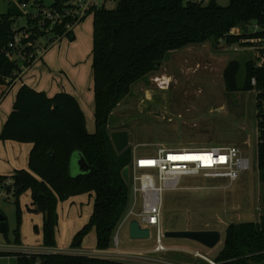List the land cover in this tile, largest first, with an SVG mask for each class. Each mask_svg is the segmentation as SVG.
Here are the masks:
<instances>
[{"label": "trees", "instance_id": "obj_1", "mask_svg": "<svg viewBox=\"0 0 264 264\" xmlns=\"http://www.w3.org/2000/svg\"><path fill=\"white\" fill-rule=\"evenodd\" d=\"M26 3L28 0H17ZM70 0H53L49 7L61 8ZM37 6H43L36 1ZM20 9L0 14V85L9 87L22 69L18 60L7 55L8 43L24 27L16 23ZM92 22V73L95 131L85 129L84 116L76 99L65 92L48 97L22 84L2 128L1 140L31 143L28 169L13 174L17 183L16 226L13 242L21 243V210L19 197L30 192V212L41 213V241L47 248L56 246L57 204L69 197L93 193L92 212L88 221L70 241L71 249H79L84 237L93 229L95 247L109 249L114 231L129 201V186L121 176L130 167L131 150L115 151L110 139L108 120L112 109L130 94L131 86L158 68L171 51L208 40L230 46L249 45L242 40L264 37V0H229L220 6L216 0L207 4L185 0H118L113 8L92 7L87 15ZM24 16V15H23ZM31 40L45 46L56 38L73 40L72 31L62 25L49 33L40 29L37 20L24 16ZM82 20V19H81ZM258 25L259 31H244L243 26ZM239 27V34H231ZM262 29V30H260ZM243 42V43H241ZM264 48L257 59L244 62V78L238 84L240 63L231 60L222 78L227 92L254 91L256 99L257 168L262 184L264 207ZM25 66L31 63L25 61ZM120 130V129H119ZM114 131V130H112ZM79 152L89 171L72 176L69 172L72 155ZM33 230L37 233L38 227ZM3 232V234H5ZM15 256L16 264H128L124 262L66 253L0 252V258ZM216 264H264V214L256 221L230 223L224 230L222 244L211 258ZM195 264H208L199 259Z\"/></svg>", "mask_w": 264, "mask_h": 264}, {"label": "rangeland", "instance_id": "obj_2", "mask_svg": "<svg viewBox=\"0 0 264 264\" xmlns=\"http://www.w3.org/2000/svg\"><path fill=\"white\" fill-rule=\"evenodd\" d=\"M36 1L41 2L43 7L53 2L28 0L26 3L32 8L39 5ZM187 1L202 2L204 5L209 2L185 0ZM115 3L116 1H107L104 6L113 8ZM216 3L226 6L229 0H216ZM19 5L17 0H0V14L14 12L20 9ZM16 23L24 27L17 33L25 38L31 35L23 15L19 14ZM242 41L250 44L225 46L208 40L168 52L157 69L131 86L130 94L112 109L108 120L110 131L121 129L128 132L127 147L131 150V157L135 154L155 155L158 144L171 148L233 145L248 157L249 169L242 172L230 187L225 188V182L221 179L189 175L181 177L178 189L163 193L162 222L165 229L218 230L221 236L220 242L213 249L191 240L176 238H165V245L170 247L185 244L200 250L203 252L200 254L210 260L219 250L228 224L256 221L264 214L263 189L257 168L255 92H227L222 78L227 63L237 60L240 63L237 81L241 84L244 78V62L257 59L259 49L263 47L262 42ZM84 197L87 199L88 195ZM29 200V191L19 197L20 245L13 242V230L16 226L14 200L0 201V212L5 217L7 230L5 234L0 232V247H10L6 252L18 253L24 252L25 248L35 249L42 246L40 229L37 233L33 230L35 225L41 227L42 216L40 213L31 214L27 210ZM92 204L93 202L89 205L84 203L81 209L74 210L71 217L64 215V220H69L66 234L63 238L60 233L57 235L58 243H61L64 249H70L71 230L75 233L88 221ZM59 214H62L60 207ZM115 236L121 250H147L153 246L150 238H130L126 223L116 227L110 248H114ZM94 248L95 235L92 229L84 237L80 249L88 252ZM173 254L175 253L168 250L167 255L170 257H164L162 253H148L145 256L149 259L164 257L167 260H175L174 257L171 258ZM187 263L195 264L194 256L193 260ZM0 264H16L15 256L12 254L1 257Z\"/></svg>", "mask_w": 264, "mask_h": 264}, {"label": "built area", "instance_id": "obj_3", "mask_svg": "<svg viewBox=\"0 0 264 264\" xmlns=\"http://www.w3.org/2000/svg\"><path fill=\"white\" fill-rule=\"evenodd\" d=\"M107 1L117 2L118 0H70L67 3H63L61 8L51 6H34L31 8L27 3H20L19 8L27 18L36 19L40 29L46 33L60 25H62L65 32H70L87 15V11L92 9V7L105 5ZM245 27L246 31H259V27L256 24ZM240 32L241 29L236 27L230 33L236 35ZM23 38L25 37L20 33H15L12 40L8 43L10 51H7L9 57H14L20 62L22 70L27 67L22 63L27 61L32 64L36 61L49 46H45V41H50V36L48 35L44 37L42 44H35L31 40L24 43L22 42ZM57 39L59 38L57 37ZM246 40L262 42V48H264V37L262 39L251 38ZM263 59V57L260 58L257 63L258 66L261 65ZM130 163L129 203L119 223H129L131 220H136L140 228H147L149 230V238L153 241V246L149 251L121 250L118 248L117 237H115L114 248L111 249H92L88 252H79L75 249L76 251L62 252L53 248L36 247L35 249L25 248V251L20 253L26 255L37 253L79 254L128 264H175L163 262L156 258L149 259L145 256L148 253L164 254L171 249L164 243L166 229L163 227L162 222L163 193L167 190L178 189L181 184V177L189 175H200L207 179L224 180V187L227 188L233 185L241 173L250 167L248 157L233 145L210 148H171L158 144L155 155L135 154L132 156ZM17 189V183L13 175L0 176V201L15 200ZM9 248L0 247V252H6L10 250ZM192 255L194 257H202L208 264L214 262L198 251H193Z\"/></svg>", "mask_w": 264, "mask_h": 264}, {"label": "crops", "instance_id": "obj_4", "mask_svg": "<svg viewBox=\"0 0 264 264\" xmlns=\"http://www.w3.org/2000/svg\"><path fill=\"white\" fill-rule=\"evenodd\" d=\"M85 17H84L85 19L82 22H80L79 24L73 27L72 29V34L74 36L73 40H69L67 37H62L55 40L51 45L48 46V48H46V50L41 54V56L36 61H34L31 65L27 66L20 72L19 76L13 81V83L9 87L0 85V134L5 121L12 110L16 98V93L22 84H25L38 92H44L48 97H51L59 92H65L72 95L76 99L83 113L86 131L88 133H93L95 131V117H94L95 106H94V92H93L92 55H91L93 15L88 14ZM89 17L91 19H89ZM31 147H32L31 143L0 139V176L13 175L17 170H22V169L27 170L28 155L31 150ZM70 170L71 173L74 174L77 172V167L75 165L74 166L72 165ZM25 193L26 192H24L23 194ZM86 195H88L87 199H85L84 197ZM93 200H94L93 193H88V194L86 193V194L69 197L64 201L58 202L57 204L58 223L56 226V233H55L56 246L53 247L54 250H61L62 252L75 250V249H71L70 247H69L70 249L66 250L62 247L61 243H58L57 235L60 233L61 237L63 238L66 234V228L68 227L69 220L65 221L64 215L66 214L68 217L69 216L71 217L74 213V210H77L78 208L81 209L84 203L85 204L87 203V205H89L90 202L91 203L93 202ZM30 203L31 200H29V206H27V210L29 207L32 208ZM59 207L61 208V212H62L61 215L59 214ZM30 213L36 214V212H30ZM125 223L126 222L123 223L120 222L118 223L117 226L120 227ZM80 225H82V222ZM35 226L38 227V229H41V227L39 228L38 225ZM166 230H181V229H166ZM71 233H72L71 234V238H72L74 233L73 230H71ZM37 247H44V246L42 245ZM80 248L76 250L80 252H84L83 249ZM170 248L171 249L169 251L175 253L171 256V258L174 257L175 260L174 259L167 260L164 258L165 256H168L167 255L168 251L163 254L164 257L161 258L158 257L156 259H159L163 262H170L175 264H188L187 263L188 261L193 260V255H192L193 251H198L199 253H203L200 250L192 248L185 244L171 245ZM94 249H96V247ZM135 250H142V249H135ZM149 250L150 249L142 250V251H149ZM168 257H170V255ZM194 258H195V263L196 262L198 263L199 259L203 260L202 257H194Z\"/></svg>", "mask_w": 264, "mask_h": 264}, {"label": "water", "instance_id": "obj_5", "mask_svg": "<svg viewBox=\"0 0 264 264\" xmlns=\"http://www.w3.org/2000/svg\"><path fill=\"white\" fill-rule=\"evenodd\" d=\"M244 31L246 27L243 26ZM110 139L116 152H122L128 146V132L126 130H114L110 132ZM70 169L72 165L77 167L78 174L86 173L89 171V165L87 164L84 157L79 153L75 152L72 155L70 161ZM70 174L71 170H70ZM75 174V173H74ZM121 176L126 184L129 182V167L126 166L121 172ZM129 236L132 239H148L149 230L147 228H140L136 220H131L128 224ZM6 231L5 228V217L0 212V232ZM166 238L176 239H187L194 241L208 249H213L220 242L221 236L218 230H166ZM212 262V261H211ZM212 264H215L212 262Z\"/></svg>", "mask_w": 264, "mask_h": 264}, {"label": "bare ground", "instance_id": "obj_6", "mask_svg": "<svg viewBox=\"0 0 264 264\" xmlns=\"http://www.w3.org/2000/svg\"><path fill=\"white\" fill-rule=\"evenodd\" d=\"M157 80H159V79H157Z\"/></svg>", "mask_w": 264, "mask_h": 264}]
</instances>
